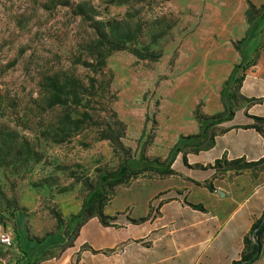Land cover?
I'll list each match as a JSON object with an SVG mask.
<instances>
[{
	"label": "rangeland",
	"instance_id": "rangeland-1",
	"mask_svg": "<svg viewBox=\"0 0 264 264\" xmlns=\"http://www.w3.org/2000/svg\"><path fill=\"white\" fill-rule=\"evenodd\" d=\"M248 1L255 2L257 8L264 4V0H144L136 5L142 17L151 21L158 16L173 22L174 29L158 44L164 55L156 64L139 61L127 52L107 59V68L114 76V109L126 126L123 143L133 155L129 170L149 166L155 159L159 167L174 152L185 154L179 145L184 135L181 130L190 131L194 123L191 116L197 120L196 111L201 114L200 100L218 97L222 76L211 74L212 59L226 63L230 54L234 58L237 53L242 56L240 70H245L264 56V19L259 26L254 24L247 36ZM83 2L96 10L95 21L121 19L128 11L126 6H107V0H0V122L14 127L28 121V134L35 129L30 120L38 72L69 68V59L94 38L93 21L74 13L73 8ZM246 37V43H239ZM244 53L251 57L245 58ZM76 72L85 74L82 68ZM43 145L45 156L40 162H30L20 170L0 169V188L10 199L0 197V230L7 229L15 237L23 220L22 229L36 244L37 256L44 240L59 234L75 246L77 262L84 252L107 258L125 256L127 243L97 251L89 242L77 241L79 231L92 218L87 214L79 217L84 201L89 196L90 201L98 199L101 189L91 194V188L116 177L112 174L119 169L121 155L114 153L108 141L99 140L95 129H69L64 143ZM141 153L146 161H141ZM145 174L151 179L165 177L155 172ZM142 176L114 192L108 189V198L114 195L106 206L109 213L120 207L126 210L130 203L140 212L153 191L142 188L147 184ZM165 194H159L152 204H163ZM15 204L19 212L12 215L9 211ZM19 257L16 246L8 248L0 243V264H16Z\"/></svg>",
	"mask_w": 264,
	"mask_h": 264
},
{
	"label": "crops",
	"instance_id": "crops-1",
	"mask_svg": "<svg viewBox=\"0 0 264 264\" xmlns=\"http://www.w3.org/2000/svg\"><path fill=\"white\" fill-rule=\"evenodd\" d=\"M262 19L255 25L259 26ZM244 56L251 57L247 53ZM241 58L236 53L234 58L230 54L226 63L219 58L211 60V74L222 76V80L216 90L218 97L200 100L205 116L224 112L222 85ZM242 74L244 80L237 94L234 118L214 127L211 149L194 152L187 148L185 154L175 155L169 167L162 166L172 171L165 177L151 179L143 174L140 179L147 184L142 188L153 191L139 213L131 203L126 210L120 207L111 213L105 207L104 222L94 216L79 231L77 241L89 242L97 251L127 243L125 256L107 258L100 253L84 252L77 262L75 246L63 234L45 239L42 253L37 256L36 244L29 240L26 231L24 234L25 223L21 220L19 240L15 244L21 257L16 264L34 260L35 264H234L240 261L245 240L251 237L253 225L264 214V137L255 129L244 128L254 122L253 118H264V56ZM191 117L194 123L190 131L181 130L183 137L200 133V124ZM220 160L227 164L236 160L261 163L239 171L225 164L219 168L216 161ZM164 180L168 182L164 184ZM163 192L167 193L163 196L165 202L153 205L154 198ZM254 264H264V240L261 257Z\"/></svg>",
	"mask_w": 264,
	"mask_h": 264
},
{
	"label": "trees",
	"instance_id": "trees-1",
	"mask_svg": "<svg viewBox=\"0 0 264 264\" xmlns=\"http://www.w3.org/2000/svg\"><path fill=\"white\" fill-rule=\"evenodd\" d=\"M143 1L107 0L105 2L107 6H126L128 11L121 19L100 21L94 20L97 12L87 2L72 7L77 16L93 21L94 38L80 49L78 55L69 59V68L38 72L37 95L32 101L34 108L30 120L35 129L31 134H28L31 130L28 121L22 125L16 124L14 127L0 122V169L20 170L29 166L30 162H40L45 156L43 144L46 142L64 143L69 129H95L99 140L108 141L114 153L117 156L121 155L122 162L119 169L112 174L116 177L100 187L91 188V194L101 189L100 196L93 201H90L89 196L84 201L79 217L87 214L92 217L97 216L104 222V209L114 196L108 198V189L114 192L116 188L129 185L147 172H155L159 175L172 173L168 167L174 160L175 152L159 167H156L159 160L155 159L149 166L134 170L128 169L127 166L133 157L132 150L123 143L126 126L119 120L114 109L116 102V94L112 89L114 76L107 68V59L117 52H127L137 60L149 64H156L163 58V50L157 46L161 40L170 35L174 29V23L158 16L151 21L142 17L141 9L136 10L135 7ZM248 6L246 18L250 28L247 36L250 35L255 22L264 15V4L257 8L248 1ZM248 40L246 37L239 43H246ZM238 45H235V48L240 51ZM77 68H82L85 74H82L83 76L77 74ZM240 69H242L240 65L235 66L229 79L223 85L221 100L224 112L208 117L197 110L195 116L201 127L200 133L197 136L182 137L179 145H183V149L192 148L191 151L194 152L211 149L214 145L212 133L214 127L222 121L234 118V101L237 100V93L244 80L242 73L246 70ZM253 120L252 124L244 128L255 129L264 137V118H253ZM179 149L176 148V150ZM140 157L141 161H146L142 153ZM260 163H245L242 160H236L227 164L226 161L220 160L216 161V166L221 168L225 164L232 169L245 171ZM165 165L168 167L161 170L160 167ZM122 169H124L123 173L119 174ZM1 196L8 202L10 201L0 188ZM16 212H19L17 204L13 205L9 213L14 215ZM72 218L76 219L77 216H72ZM18 240L19 235L17 234L15 242ZM263 240L264 214L253 225L251 237L245 240V250L241 259L234 264H254L258 261L262 254Z\"/></svg>",
	"mask_w": 264,
	"mask_h": 264
},
{
	"label": "built area",
	"instance_id": "built-area-1",
	"mask_svg": "<svg viewBox=\"0 0 264 264\" xmlns=\"http://www.w3.org/2000/svg\"><path fill=\"white\" fill-rule=\"evenodd\" d=\"M0 243L3 246H6L8 248L15 247V237L13 232H10L7 229H1L0 230Z\"/></svg>",
	"mask_w": 264,
	"mask_h": 264
},
{
	"label": "water",
	"instance_id": "water-1",
	"mask_svg": "<svg viewBox=\"0 0 264 264\" xmlns=\"http://www.w3.org/2000/svg\"><path fill=\"white\" fill-rule=\"evenodd\" d=\"M219 195H220V196H223V193L219 192Z\"/></svg>",
	"mask_w": 264,
	"mask_h": 264
}]
</instances>
